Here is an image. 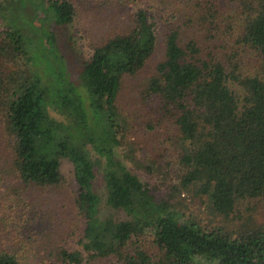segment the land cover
<instances>
[{
    "label": "trees",
    "instance_id": "1",
    "mask_svg": "<svg viewBox=\"0 0 264 264\" xmlns=\"http://www.w3.org/2000/svg\"><path fill=\"white\" fill-rule=\"evenodd\" d=\"M212 1L190 2L186 21L181 14L173 18L146 89L175 120L184 173L172 189L202 198L213 217L202 223L170 198L158 199L117 152L128 129L119 98L158 49L155 15L142 7L130 10L131 25L117 24L94 46L77 84L50 27L71 25L76 3L0 0V120L10 162L27 188L39 189L60 186L63 164L71 163L75 207L85 221L82 249L57 244L55 231L41 225L37 232L51 243L45 250L56 255L49 264H82L95 252L112 255L116 264H264V224L246 219L240 208L264 198V0L237 3L236 42L254 53L246 61L238 48L226 52L211 45L222 23L207 14L220 6ZM123 8L122 15L128 13ZM97 170L106 203L123 218L102 217ZM230 219L241 223L232 229L226 226ZM145 236L155 255L143 244ZM24 261V251L0 245V264Z\"/></svg>",
    "mask_w": 264,
    "mask_h": 264
},
{
    "label": "rangeland",
    "instance_id": "2",
    "mask_svg": "<svg viewBox=\"0 0 264 264\" xmlns=\"http://www.w3.org/2000/svg\"><path fill=\"white\" fill-rule=\"evenodd\" d=\"M76 3L74 22L66 27L51 25L57 35L58 44L67 59L72 80L79 83L78 76L86 60L92 55L94 46L101 43L115 29L117 24L124 22L131 25L130 10L142 7L149 9L155 15L157 23L158 49L143 71L129 78L119 98L120 108L126 113V137L120 149H117L120 158L139 174L140 178L149 184L158 199L170 198L178 209L186 214L206 223L213 220L208 213V205L204 204L200 196L193 192L180 194L172 188L178 185L184 167L179 158V146L176 145V123L166 107L158 98L146 92L147 84L155 65L163 58V37L178 14L186 21L190 16V2L195 0H73ZM212 1V0H208ZM220 6L207 10V14L218 16L222 23L220 32L211 45L221 47L226 52H235L239 49L242 60L254 53L238 45V19L240 10L237 8L239 0H217ZM179 2V3H178ZM213 2V1H212ZM123 7L127 8V12ZM185 9V10H184ZM215 9V10H214ZM182 12V13H181ZM179 17V16H178ZM171 27V26H170ZM4 26L0 19V43L4 39ZM238 48V49H237ZM245 63L251 64L247 61ZM248 64L244 65L246 70ZM81 92L87 97L84 88ZM85 97V98H86ZM57 120L62 117L52 114ZM3 128L0 120V245L6 244L14 250H22L25 254V264H49L55 259L48 256L50 242L37 231L41 225L50 231H55L54 239L69 249H82L79 239L85 226L84 219L78 214L75 207V198L78 187L74 180L71 163L65 161L62 167L64 180L60 186L46 189L27 188L14 171L10 156L5 148ZM152 160V161H150ZM94 189L102 198V217L114 216L123 218L124 212L111 208L106 203V190L101 172L97 170ZM37 206V209H33ZM240 208L245 218H252L258 224H264V198L253 199L243 203ZM29 224L34 231L28 229ZM217 223V219H214ZM219 221V220H218ZM240 221L230 219L226 226L236 228ZM38 225L36 228H34ZM43 228V229H44ZM47 234V233H46ZM22 242L19 243L17 239ZM143 244L155 255L156 248L150 236L141 238ZM55 245V244H54ZM84 252V251H83ZM87 255V256H86ZM82 264H116L112 255L103 256L93 253L86 254Z\"/></svg>",
    "mask_w": 264,
    "mask_h": 264
}]
</instances>
